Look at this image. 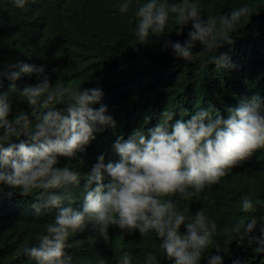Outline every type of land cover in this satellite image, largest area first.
Wrapping results in <instances>:
<instances>
[{"label": "clouds", "instance_id": "9594fccd", "mask_svg": "<svg viewBox=\"0 0 264 264\" xmlns=\"http://www.w3.org/2000/svg\"><path fill=\"white\" fill-rule=\"evenodd\" d=\"M11 2L26 9L36 0ZM118 8L121 15L131 12L134 17L132 32L139 44L164 33L174 17L177 35L189 30L182 42L167 40L164 48L183 62L198 55L197 45L214 51L211 60L217 70L237 67L228 54L217 51L234 43L233 33L252 14L243 4L220 15H205L200 0H120ZM23 76H35L36 82L18 87ZM5 79L7 90L0 91V189L7 187L24 196L36 191L32 207L37 215L56 210L37 235V243L24 249L34 264H73L66 251L69 238L90 225L105 241L112 226L120 235L155 233L169 264H224L233 255V243L264 254V214H253L264 203L259 197L243 195L239 204L248 217L229 221L221 229L205 209L191 213L180 207L264 149L260 93L243 96L227 115L217 114L214 106L185 111L186 118H177L176 111L164 108L156 124L136 128V123L128 136L117 135L113 150L105 152L111 157L106 160L104 153L99 154L85 174L76 162L61 167L60 158H76L98 133L116 128L114 116L102 103L103 89L53 85L46 65L25 61L0 65V88ZM13 94L24 98L28 111L14 112ZM81 180L86 181L83 187ZM75 188L79 195L73 193ZM218 232L222 241L216 239ZM213 245L214 251L208 252ZM133 259L125 251L116 264H133ZM98 264L106 261L99 258ZM143 264H160V260L149 252Z\"/></svg>", "mask_w": 264, "mask_h": 264}, {"label": "trees", "instance_id": "16d2710c", "mask_svg": "<svg viewBox=\"0 0 264 264\" xmlns=\"http://www.w3.org/2000/svg\"><path fill=\"white\" fill-rule=\"evenodd\" d=\"M70 2L87 6H67ZM119 3L36 0L26 9H18L11 0H0V65L14 61L44 64L53 85L103 89L102 103L114 116L116 128L98 133L76 158H60L61 167L76 162L85 174L99 154L104 153L106 160L111 157L105 152L113 150L117 135L128 136L136 123V128L156 124L164 108L176 111L177 118H186L185 111L214 106L217 114L227 115V109L236 106L243 96H264V0H200L205 15H220L243 4L252 9L251 16L243 19L233 33L234 43L217 51V55L228 54L237 65L228 70H217L211 60L216 52L201 50L199 45L195 49L198 55L190 62L177 60L170 49H165V41L182 42L189 30L185 28L177 35L174 17L164 33L151 37L148 44H139L132 32L134 17L131 12L121 15ZM35 82V76H23L17 84L23 87ZM8 83L5 79L0 91H6ZM12 100L14 112L29 110L18 94H13ZM85 182L81 180V187ZM79 192V188L73 189L75 195ZM247 194L264 202V149L257 150L219 184L182 201L180 207L191 213L205 209L221 229L229 221L248 217L239 204ZM37 198L36 191L24 196L7 187L0 189V264H34L24 249L37 243V235L56 214L55 209L35 214L32 205ZM253 214H264V203ZM115 229L109 228L107 241L91 225L84 232L74 233L66 249L73 264H98L99 258L106 264H116V258L125 251L133 255V264H143L149 252L156 253L160 264H169L155 233L130 236L120 235ZM216 239L222 241L223 234L218 232ZM211 251L214 245L209 247ZM231 251L233 255L226 257L224 264H264V254L245 251L235 243Z\"/></svg>", "mask_w": 264, "mask_h": 264}]
</instances>
